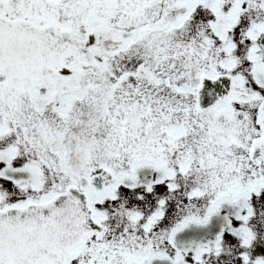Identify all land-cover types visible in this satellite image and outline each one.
<instances>
[{
	"label": "snow or ice",
	"instance_id": "snow-or-ice-1",
	"mask_svg": "<svg viewBox=\"0 0 264 264\" xmlns=\"http://www.w3.org/2000/svg\"><path fill=\"white\" fill-rule=\"evenodd\" d=\"M0 264H264V0H0Z\"/></svg>",
	"mask_w": 264,
	"mask_h": 264
}]
</instances>
